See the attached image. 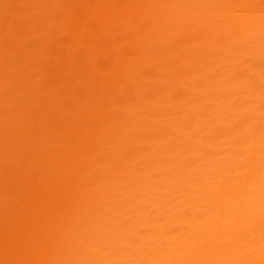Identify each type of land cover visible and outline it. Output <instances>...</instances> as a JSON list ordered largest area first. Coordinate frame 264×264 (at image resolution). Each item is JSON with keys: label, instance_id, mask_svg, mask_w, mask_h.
I'll return each instance as SVG.
<instances>
[{"label": "bare ground", "instance_id": "6f19581e", "mask_svg": "<svg viewBox=\"0 0 264 264\" xmlns=\"http://www.w3.org/2000/svg\"><path fill=\"white\" fill-rule=\"evenodd\" d=\"M262 6L0 0V264H264Z\"/></svg>", "mask_w": 264, "mask_h": 264}, {"label": "rangeland", "instance_id": "374dc122", "mask_svg": "<svg viewBox=\"0 0 264 264\" xmlns=\"http://www.w3.org/2000/svg\"><path fill=\"white\" fill-rule=\"evenodd\" d=\"M262 3H263V6L260 8L261 10H259L260 13H264V0H262ZM40 27H42V25H40Z\"/></svg>", "mask_w": 264, "mask_h": 264}]
</instances>
